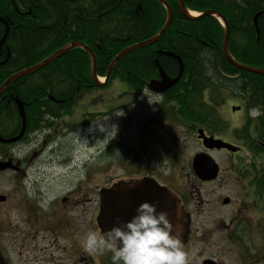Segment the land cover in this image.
Returning a JSON list of instances; mask_svg holds the SVG:
<instances>
[{
	"label": "flooded vegetation",
	"instance_id": "1",
	"mask_svg": "<svg viewBox=\"0 0 264 264\" xmlns=\"http://www.w3.org/2000/svg\"><path fill=\"white\" fill-rule=\"evenodd\" d=\"M234 1L240 6L243 4L241 0ZM231 6L233 3H227L228 9H231ZM238 13L239 19L233 25L236 40L233 47L243 53L247 41L250 40L252 45L248 54L252 52L256 61L253 62L254 65L260 64L264 60V7L256 10L249 20L246 18V11L239 10ZM228 49L230 51L229 45ZM240 55L237 56L240 58ZM232 57L236 60L233 54ZM250 68L264 69L257 66ZM222 76V83H211L201 92L200 100L195 106L198 109V121L182 123L183 119L179 114L181 109L176 103L178 100L165 99L164 92H152L157 97V104L150 106L145 100V105L149 106L147 122H173L172 125L168 124L173 126L172 130L177 125H182L188 134L196 138L198 152L210 155L222 153L228 159V178L222 177L224 171L219 166L217 176L213 179L201 180L195 176L193 178L197 183L196 189L205 191L210 187L207 191L209 197L214 196L228 180L238 183V189L235 190L238 194L234 197L239 195L242 198L240 205H236L233 198L227 195L217 194L206 200L209 214H215L222 208L227 212L226 209L236 206L235 214L227 213V225L211 223L208 220V227H204L208 225L207 221L205 224L196 223L195 214L199 212L191 209V202L184 195V186L167 180L164 172L151 174L146 170L149 167L147 162L135 161L136 167L143 170L128 172V177L112 179L104 186L94 185V194V191L86 187L87 183L92 181L91 177H74L75 181L72 183H65L68 179L62 174L53 177L54 168L63 170L80 167L79 162H74L69 156V151L68 154L63 152L65 156L61 154L62 157L54 163V141L63 137L62 132H84L86 109L81 110L79 115L65 113V109L54 113L53 103L59 104V101L49 97L38 99L35 96L22 100L5 98L1 96L5 88L0 94V103L5 102L3 106L0 105V264H112L110 252L101 255L88 253L82 248L80 238L83 233L89 229L104 231L112 226L117 216L122 220L130 219L135 214L136 207L145 201L156 203L157 211L165 210V189L174 198L171 201L174 212L170 220L181 227L180 241L188 254V264H195L193 256L197 254V246L204 244L207 239L205 237L203 241V236L207 234L204 229L210 226L212 230L206 236L221 231L215 230L214 226H223L226 230L224 238L233 241L235 248L239 245L243 248V261L247 253L243 244L245 239L253 245L255 253L264 251L263 246L255 247L253 243L254 232L260 239L259 228L264 229V160L261 155H254L248 147L264 149V98L247 97L242 91L245 80L238 73H222ZM261 87L259 83L257 88ZM135 101L133 98H122L116 108L133 105ZM228 102L232 103V106L227 109ZM61 103L64 104L63 101ZM78 104L79 102L72 109H78ZM235 112H238L239 116L236 117ZM235 124L238 126L230 129ZM199 129L203 131L204 139L209 145H213L212 140L221 141L231 145L233 149L204 148L203 140L198 136ZM55 133L61 136L53 139ZM163 135L165 137V134ZM80 136L78 134V138ZM172 143L174 146L177 144L175 140ZM157 144L158 152L161 153V168H176L179 165V157L173 152L176 147L165 148L160 140ZM81 164L86 168V163ZM97 165L98 169L102 168L100 162H97ZM233 174L236 175L235 178L232 177ZM52 180L61 181L63 186L53 184ZM187 183L190 184L189 179ZM113 186L111 212L106 215L102 209L103 190ZM255 203L259 204L258 209ZM248 209L259 212L260 220H257L255 225H250L251 219L239 216L240 210ZM182 214L188 217L187 228L181 224ZM210 253L214 254L212 251ZM253 256L254 253L250 255L251 259ZM201 264L217 263L208 257L203 259Z\"/></svg>",
	"mask_w": 264,
	"mask_h": 264
},
{
	"label": "trees",
	"instance_id": "2",
	"mask_svg": "<svg viewBox=\"0 0 264 264\" xmlns=\"http://www.w3.org/2000/svg\"><path fill=\"white\" fill-rule=\"evenodd\" d=\"M164 1L172 10L167 31L155 43L121 57L104 86L97 87L92 81L88 53L72 48L35 73L16 79L1 96L19 100L31 96L38 99L49 97L59 101V104L53 103L54 113L62 109L71 113L72 107L86 94L105 88L111 80L118 79L127 86L132 98H137L147 82L157 76L156 61L166 74H175L177 61L161 54L170 52L181 60L187 78L179 80L163 97L178 100L179 114L186 121L199 120L195 106L201 92L211 83H222V73H238L245 80L242 91L247 97L264 98V87L257 88L260 81L264 83V77L231 67L223 56V27L216 18L203 14L212 10L227 20L230 31L228 45L239 62L264 67V60L254 65L256 61L252 52L248 54L252 45L250 40L243 53L233 47L236 42L233 25L239 19L238 11H246L249 20L256 10L264 7V0H241L242 6L234 0H183L189 11L199 13L193 18L180 13L177 0ZM227 3H233L231 9ZM0 17L9 25L0 51L1 85L14 73L42 61L74 41L93 51L96 74L104 77L119 52L158 33L165 23L166 10L157 0H0ZM4 32L0 24V38ZM33 85H36V90H33ZM4 103L2 101L0 105ZM248 147L264 160L263 148Z\"/></svg>",
	"mask_w": 264,
	"mask_h": 264
},
{
	"label": "rangeland",
	"instance_id": "3",
	"mask_svg": "<svg viewBox=\"0 0 264 264\" xmlns=\"http://www.w3.org/2000/svg\"><path fill=\"white\" fill-rule=\"evenodd\" d=\"M124 89V83L120 82L119 84L118 80H111L105 89L86 94L77 105L78 109H73L71 111V113H76V115H79L81 110L91 108L92 112L94 113H90L94 114L95 116L87 117L88 120H86L87 126L84 130L85 132H81V130L76 132L81 135L80 138H78L76 133L68 134L62 132L63 137L57 139V136L60 137L61 135L56 133L54 134L53 139H57L54 141V163L57 162L56 160H58V158L62 157L61 154L64 155L63 152L68 154L67 152L69 151V156L73 158L74 162H79L80 167L75 169L64 168L63 170L54 168L53 177H58V174H62L63 177L68 179V181L65 180V183L74 182V177H91L92 181H89L86 187L92 192L94 191V194V185L101 184L104 186L106 182H109L112 179L114 180L128 177L130 176V173L128 172L143 170L141 167H136L135 161H142L144 163L147 162L149 164L146 163V165L149 167L146 168V170H149L151 174H161L164 172V177L167 180L172 182L174 181L184 186V195L191 202V209L193 211L197 210L199 212L198 214H195V220L197 224H205V221H207L206 224H208V220H210L209 222L211 223L218 222L221 225H227L229 219L227 213L235 214L236 206L226 209L227 212L224 210V208H222L215 214H209V208L207 206L206 200H210L214 196H217V194L221 196L227 195L233 198V201L236 205H240L242 198L239 195L234 197L236 193L238 194V192H235V190L238 189V183L232 182L231 180H228V182L226 181L227 184H223L222 188L211 197H209L207 192L209 191L210 187L205 191L198 188L197 190L195 188L197 183L193 180L194 174L190 167V160L192 156L198 152V142L196 141V138L188 134L182 125H177L175 123L177 127H175L176 129L174 128V130H172L173 128L171 127L173 126H169L168 124L170 123V125H172L173 122H147L149 106L145 105L146 98L143 100L137 99L135 101L136 103L133 105L118 106L116 108V106L120 103V98L131 97L121 94L122 92H125ZM226 105L228 109V107L232 106V103L228 102ZM111 108H113L112 111L110 110ZM120 110H122L125 115L122 117H116L115 115L120 114ZM234 115L237 117L239 116V113L235 112ZM108 117L110 123L114 122L118 125V132L116 137L110 140L107 145H105L104 143L95 140V136L90 135L87 129L90 123L96 124L106 120ZM182 123L188 124L191 122L183 119ZM236 126H238V124L232 125L230 129ZM170 131H173V133ZM163 134H165V137ZM158 140L164 144L165 148L169 147L173 149L176 147L174 149L175 151H173L175 156L179 157V165L176 166V168H173L172 170L161 168L159 164L161 162V153L158 152L157 148ZM173 140L176 141V146L172 145ZM65 148L67 149L65 150ZM211 157L215 160L219 168L224 171L222 177L225 179L228 178V174L226 173L228 159L225 157V155L222 153H212ZM97 162L102 164L101 169H98ZM81 163H86V168ZM154 163H156V165ZM232 177L235 178L236 175L233 174ZM188 179L190 180V184L187 183ZM52 183L59 187L63 186L61 181L52 180ZM189 196L190 198H188ZM255 205L256 208L259 206L257 203H255ZM246 213H249V215ZM239 216H245V219H251L252 223L250 225H255L256 221L260 220L259 212H256L253 209L244 211L240 210ZM208 226L209 224L204 227ZM214 229L221 231L210 236H206L209 231L212 230V227L210 226L208 229H204L207 234L203 236V241L206 237L207 239L205 241L208 242V244L204 241V244L197 246V254L193 256L195 264H201L203 259L208 257L213 258L217 264H243V262L245 264H247V262L248 264H264V251H257L255 253L254 249L252 248L253 245H250L247 239L243 241V244L247 250L243 261L241 260L243 248L240 245L235 248L236 245L233 241H228L224 238V232L226 231L224 227L222 226V228H220L219 226H214ZM259 230L261 231V238L258 239V235L256 232H254L253 243H255V247H260V245L264 247V229L259 228ZM198 235H200L199 232ZM210 251H212L214 254L211 255ZM253 253L255 254V256H253L255 259H251L250 257V255Z\"/></svg>",
	"mask_w": 264,
	"mask_h": 264
},
{
	"label": "clouds",
	"instance_id": "4",
	"mask_svg": "<svg viewBox=\"0 0 264 264\" xmlns=\"http://www.w3.org/2000/svg\"><path fill=\"white\" fill-rule=\"evenodd\" d=\"M140 92L138 99L146 98L150 106L157 104V97L147 85ZM124 115L120 110V114L115 116ZM87 131L95 136V140L107 145L116 137L118 125L110 123L108 117L99 123H90ZM180 232L181 227L173 224L168 211H157L156 203L145 201L136 207L130 219L122 220L117 216L112 226L104 231L87 230L81 236L80 243L88 253L102 255L110 252L112 264H188V254L181 244Z\"/></svg>",
	"mask_w": 264,
	"mask_h": 264
},
{
	"label": "water",
	"instance_id": "5",
	"mask_svg": "<svg viewBox=\"0 0 264 264\" xmlns=\"http://www.w3.org/2000/svg\"><path fill=\"white\" fill-rule=\"evenodd\" d=\"M158 2H160L163 7L166 10V20L165 23L161 29V31L159 32V34L157 36H154L146 41H143L141 43L135 44L133 46L127 47L125 49H123L121 52H119L111 61L108 69H107V73L105 75V80L106 78L109 76L112 68L114 67L115 63L121 58L123 57L127 52H130L131 50H134L136 48H140L146 45H150L152 43H154L164 32L165 30L169 27L170 22L172 20V10L170 8V6L164 1V0H157ZM178 2V8L180 13L186 17V18H193V16L188 12V10L186 9L183 0H177ZM203 14L205 15H216L220 18L223 26L225 27V31H224V37H223V42H222V50L224 52V54L226 55V57L232 62L234 63L228 56V49H227V41H228V35H229V29L227 26V22L225 20V18H223L220 14L208 10L205 11ZM0 22H4L1 18H0ZM7 25V24H6ZM8 33V26L6 31L4 32L2 39L0 40V44H2V42L4 41L6 35ZM74 47H80L82 49H84L90 59H91V78L92 81L96 84V85H101V83L98 81V78L96 76V60H95V56L92 52V50L83 45L80 42L74 41L69 43L68 45H65L61 48H59L58 50H56L55 52H53L51 55H49L47 58H45L44 60L38 62L37 64L27 68V69H23L21 71H18L16 73H14L13 75H11L1 86H0V94L1 92L13 81H15L17 78L27 75L29 73H32L40 68H42L43 66L49 64L50 62H52L54 59L60 57L61 55L65 54L66 52H68L69 50H71ZM167 56H170L172 58H174L179 66V74L181 73L182 70V63L181 60L173 53L170 52H165L163 53ZM238 68L244 70V71H248V72H252V73H256V74H260L264 76V70L263 69H254V68H249V67H243L240 66L236 63H234ZM155 65L157 67V71H158V76L159 79H152L149 81L148 83V87L149 89H151V91L156 92V93H162L165 90H167L169 87L173 86L177 81H178V77L174 78V79H169L165 72H163V70L160 68L159 64L157 62H155ZM23 117V114H22ZM201 133V132H199ZM207 139V138H206ZM210 140V139H207ZM212 140V139H211ZM212 144L213 145H209V142H206L205 139L203 138V145L206 148L212 149V148H216V149H221V148H225V149H233L231 145L227 144V143H223L221 141H213L212 140ZM192 170L195 174L196 177H198L201 180H210L216 177L217 172H218V167L215 163V161L207 154L205 153H199L196 154L193 158H192ZM113 187L108 188L103 190L104 193L102 195V209L103 212L106 215H110L111 212V195L113 192ZM166 194V199H165V210L169 212V218H171L172 212H174V207L173 205H171V201L174 200L173 196H171L169 194V192L166 190L165 192ZM181 224L183 225V227L187 228L189 225V220L188 217H186L184 214H182V220H181Z\"/></svg>",
	"mask_w": 264,
	"mask_h": 264
},
{
	"label": "bare ground",
	"instance_id": "6",
	"mask_svg": "<svg viewBox=\"0 0 264 264\" xmlns=\"http://www.w3.org/2000/svg\"><path fill=\"white\" fill-rule=\"evenodd\" d=\"M212 11V10H211ZM214 12H216V11H214ZM216 13H218V12H216ZM192 16H197L198 14L196 13V12H191L190 13ZM218 14H220V13H218ZM221 15V14H220ZM209 16H212V17H214V18H216V20L220 23L221 22V20H220V18L218 17V16H216V15H209ZM222 16V15H221ZM223 17V16H222ZM4 22H0V24L1 25H3V27H4V31H6V29H7V26H8V28H9V25H8V23H7V21L4 19V18H2V17H0ZM171 23V22H170ZM7 24V25H6ZM162 29V28H161ZM161 29L158 31V33H156L155 35H153L152 37H154V36H157L158 34H159V32L161 31ZM168 29V28H167ZM167 29L165 30V32L167 31ZM164 32V33H165ZM163 33V34H164ZM162 34V35H163ZM7 35H8V33H7ZM7 35H6V37H5V39H4V41L2 42V44H0V51L2 50V47H3V44H4V42H5V40H6V38H7ZM161 35V36H162ZM160 36V37H161ZM229 36H230V32H229V35H228V41L227 42H229ZM151 37V38H152ZM159 37V38H160ZM158 38V39H159ZM2 39V37L0 38V40ZM150 39V38H149ZM157 39V40H158ZM146 40H148V39H146ZM146 40H144V41H146ZM156 40V41H157ZM155 41V42H156ZM141 42H143V41H141ZM141 42H139V43H141ZM154 42V43H155ZM81 43V42H80ZM83 44V43H82ZM136 44H138V43H136ZM153 44V43H152ZM133 45H135V44H133ZM133 45H130V46H133ZM151 45V44H150ZM130 46H128V47H130ZM146 46H148V45H146ZM144 47V46H143ZM74 48H80V47H74ZM127 48V47H126ZM140 48H142V47H140ZM80 49H82V48H80ZM125 49V48H124ZM136 49H138V48H136ZM135 50V49H134ZM131 51H133V50H131ZM93 52V51H92ZM128 53V52H127ZM126 53V54H127ZM125 54V55H126ZM223 56H224V58H225V60L226 61H228L229 63H230V65H231V67H233V68H235V69H237V70H239V71H242V69H240V68H238L234 63H236V64H238V65H240V66H243V67H251L250 65H247V64H245V63H242V62H239L237 59L235 60L233 57H232V54H231V52L229 51V49H228V56H229V58L234 62V63H232L227 57H226V55L224 54V52H223ZM38 63V62H37ZM37 63H35V64H37ZM35 64H33V65H35ZM33 65H31V66H33ZM31 66H29V67H31ZM29 67H27V68H29ZM27 68H24V69H27ZM22 70V69H21ZM21 70H19V71H21ZM39 70V69H38ZM37 71V70H36ZM36 71H34V72H32V73H29V74H27V75H25V76H29V75H31V74H33V73H35ZM230 74V73H229ZM232 74H234V73H232ZM25 76H21V78L22 77H25ZM169 79H174V78H176V77H178V81L179 80H181V79H183V78H187V75H185L184 74V72H183V67H182V70H181V73L179 74V66L177 65V70H176V72H175V74L174 75H166ZM261 77H264L263 75H261ZM20 78V77H19ZM99 81H103V78L102 77H99ZM178 81L175 83V84H177L178 83ZM260 83H261V86L262 87H264V83H262L261 81H260ZM174 84V85H175ZM173 85V86H174ZM36 90V85H33V90ZM16 100H19L18 98H16Z\"/></svg>",
	"mask_w": 264,
	"mask_h": 264
}]
</instances>
